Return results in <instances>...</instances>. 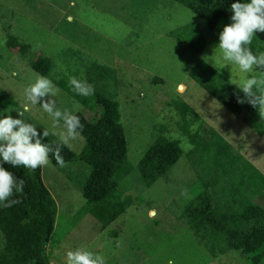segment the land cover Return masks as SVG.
I'll use <instances>...</instances> for the list:
<instances>
[{"label":"rangeland","instance_id":"obj_1","mask_svg":"<svg viewBox=\"0 0 264 264\" xmlns=\"http://www.w3.org/2000/svg\"><path fill=\"white\" fill-rule=\"evenodd\" d=\"M190 23H196L206 38L200 51L170 35ZM12 36L30 44L25 56L9 49ZM218 38L219 33L209 31L200 16L173 0H0V109L6 115L23 109L24 87L41 75L31 62L48 55L55 63L51 72L55 79L84 75L99 64L109 66L114 73L107 80L108 92L120 102L127 129L133 199L104 229L90 213L77 216L85 205L80 186L50 160L42 166L43 180L59 206L54 241L48 246L52 264H65L66 251L77 247L102 254L106 264H168L169 260L174 264H251L237 250L211 257L198 244L183 215L198 176L188 127L184 130L183 121H178V110L170 104L173 99L186 100L207 127L221 133L264 173V108L259 116L235 115L190 76L198 59L206 61L213 54L215 64L210 59L206 62L231 82L246 75L234 65L232 74L230 66L222 67L219 50L214 53ZM53 84L57 89L53 99L61 110L98 115V109H88ZM25 114L51 132L59 131L50 128L48 115L39 105ZM199 124L193 123L192 128ZM162 131L180 141L183 154L167 175L146 186L138 164ZM84 144L81 135L72 148L80 153ZM71 166L76 174L82 167ZM150 211L155 214L149 216Z\"/></svg>","mask_w":264,"mask_h":264},{"label":"trees","instance_id":"obj_2","mask_svg":"<svg viewBox=\"0 0 264 264\" xmlns=\"http://www.w3.org/2000/svg\"><path fill=\"white\" fill-rule=\"evenodd\" d=\"M173 1L184 4L200 16L211 32L219 33L224 24L230 23L232 0ZM170 35L198 51L207 43L196 23L183 25ZM7 45L14 53L24 56L30 49L29 43L13 36ZM249 47L254 53L264 51V32H257ZM54 65L48 55H40L31 62L35 71L50 78L88 109H98L99 113L96 117L75 113L83 124V149L77 153L72 147L61 146L63 166L51 153L49 160L74 185L80 186L85 205L77 216L90 213L104 229L126 211L133 199L129 178L132 169L127 160V129L120 102L108 92L107 80L114 71L99 64L85 70L84 75H77L94 86L93 94L85 97L76 94L68 80L52 77ZM190 76L235 115H262V108L254 107L246 100L241 102L238 97H243V93L224 72L206 61L198 59ZM154 80L161 81L160 78ZM170 104L178 110V121H183V129L188 127L193 145L192 164L198 176V183L183 208L188 229L213 258L237 250L242 256L247 255L251 264H264V200L261 201L264 198V173L221 133L207 127L186 100L177 98ZM22 110L19 108L10 114L14 112L12 116L16 117ZM20 118L33 123L40 133L43 129L48 130L49 135L42 142L55 148L59 140L57 135L25 113ZM197 122L200 124L194 130L192 124ZM182 154L180 141L168 138L162 131L138 164L137 171L145 185L151 186L167 175ZM69 165L82 167L76 174ZM4 166L24 180V190L12 197L19 199V203L0 207V264H52L48 246L54 241L59 206L43 180L42 166L34 171L7 163ZM88 168L89 172L85 171Z\"/></svg>","mask_w":264,"mask_h":264},{"label":"clouds","instance_id":"obj_3","mask_svg":"<svg viewBox=\"0 0 264 264\" xmlns=\"http://www.w3.org/2000/svg\"><path fill=\"white\" fill-rule=\"evenodd\" d=\"M230 10V23L224 24L220 30L214 53L219 50L218 59L222 67L230 66L231 74L233 65L239 73L246 74L239 81L232 82L243 93V97L238 99L241 102L246 100L254 107L264 108V88L261 87L264 79L259 78L264 77V51L254 53L249 47L256 33L264 32V0H232ZM208 58L215 64L216 55ZM68 83L78 95L86 97L94 92V86L86 79L70 75ZM56 94L57 89L52 80L37 74L23 89L26 103L16 117L5 115L7 111L0 110V207H11L19 203V199L12 197L24 190V180L6 168V163L34 171L49 162L51 153L56 162L63 166L65 161L60 155L61 146L71 148L73 142L81 138L83 124L80 117L72 110L57 107V101L53 99ZM34 105H39L47 113L50 128L59 130L53 132L59 137L55 148L42 142L44 137H48V130L43 129L40 133L33 123L20 118ZM154 214L149 212V216ZM65 264H106V260L102 254L86 247H77L66 251ZM168 264L174 262L169 260Z\"/></svg>","mask_w":264,"mask_h":264}]
</instances>
